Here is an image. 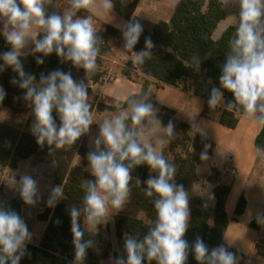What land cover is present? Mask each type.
<instances>
[{"label": "clouds", "instance_id": "clouds-1", "mask_svg": "<svg viewBox=\"0 0 264 264\" xmlns=\"http://www.w3.org/2000/svg\"><path fill=\"white\" fill-rule=\"evenodd\" d=\"M233 2L239 7L238 23L221 66L219 87L211 88L207 104L210 109H217L225 101L224 91L230 92L233 99L225 102L226 110L264 127V0ZM50 6L58 7L54 0H0V35L10 45L9 51L0 53V72L11 68L16 74L11 83L24 91L22 99L34 117L30 131L37 144H47L50 152L71 148L93 123L99 125L93 149L87 154V171L93 179H86L81 185L82 206L68 209L74 246L72 264H84L88 249L95 247L93 240L84 239L81 218L89 225L87 230L94 233L99 225L122 212L131 196V173L141 165L156 173L144 182V194L152 198L156 218L142 239L125 233L124 254L111 258V264H186L190 253L197 264H239V257L224 244L209 249L199 236L191 245L185 239L191 219L189 193L175 182L176 166L163 152L176 138L175 126L171 120L162 126L149 93L128 97L127 107H121L117 100L116 113L96 122L85 80H76L71 72L59 69L41 73L37 80L25 71L21 57L31 54L42 65L44 57L53 53L61 62L82 68L86 78L95 75L98 68L103 39L97 34L92 15L77 14L96 9L111 13L113 0H69L62 14H48ZM121 31L124 50L135 54L134 66L153 56L155 45L150 37L145 38L143 50L133 51L143 33L138 20L126 22ZM192 63L194 70L199 71V57L194 56ZM5 96L0 87V103ZM53 112L59 117V125ZM194 128L204 134L196 124ZM207 147L200 154L202 161L209 159ZM255 151L264 156V148L256 146ZM136 182L141 185L139 179ZM14 184L25 205L34 207L40 202L39 182L32 175H21ZM62 199V185L53 186L46 204L54 208ZM257 222L264 224V213L257 215ZM31 240L25 220L15 210L0 205V264H20Z\"/></svg>", "mask_w": 264, "mask_h": 264}, {"label": "trees", "instance_id": "trees-1", "mask_svg": "<svg viewBox=\"0 0 264 264\" xmlns=\"http://www.w3.org/2000/svg\"><path fill=\"white\" fill-rule=\"evenodd\" d=\"M62 1L54 0L58 7L50 6L48 14L52 12L62 14L63 9L59 7ZM139 2L140 0H113L114 10L120 16L128 21L138 20L143 26V33L133 51L139 52L144 49L146 37H150L155 45L152 49L153 56L146 59L142 65H137L141 72L148 77L143 79L142 93L147 92L151 82L149 78L172 86H178L181 81H186L195 96L208 100L211 88L219 87L221 66L225 62L226 53L229 51V41L234 36L238 23L226 28L218 39L214 37L219 24L228 16L223 0H180L175 6L169 22L159 21L156 23L135 16ZM77 15L83 17L92 15V13L81 10ZM97 34L103 39L100 45L101 55L97 59V65L100 66L102 58L112 51L109 42L110 36L118 37L120 31L108 24H102ZM0 44L3 46V52L10 50V45L2 35H0ZM194 56L201 60L199 71L194 70L192 63ZM21 59L25 71L35 75L37 80L41 73L46 75L57 69L71 72L76 80H85L88 85V102L92 105V113L116 110L115 106L98 103L96 98L91 97V84L98 83L104 76L99 67L95 75L86 78L82 68H76L70 62H61L55 53L44 57L42 65H38L35 56L31 54L21 57ZM123 74L130 79L137 80V77H134L129 70H124ZM15 76L16 74L11 68L1 72V87L5 90L6 96L0 103V109L3 107L12 108L16 99L22 98L24 95L23 90L11 83ZM224 99L219 123L226 128L236 129L240 123L241 114L228 111L224 107L225 102L233 99L230 92L224 91ZM149 100L159 110L158 118L164 126L170 120L173 122L176 115L174 111L156 104L150 98ZM123 107H127L126 103ZM53 116L59 125V117L55 112H53ZM180 131L181 136L171 142L170 150L163 152L165 158L176 166L175 182L178 185L182 184L186 190L199 181L198 166L204 162L200 159V154L205 151V146H208L207 154L210 158L214 154L215 144L202 134L195 132V128L188 124H181ZM181 144L184 145L183 150L176 152V148ZM255 144L264 148V127L257 136ZM78 147H80L81 154L87 159L86 143L81 139L77 140L71 148L65 146L63 149L50 152L47 144L43 147L38 145L35 137L21 129L20 126L11 122H0V172L7 168L16 169L22 161L41 160L47 157L57 165L53 174V185H62L65 195V199L60 200L54 208L46 206L44 214L39 216L41 220L48 221L46 232L39 246L30 242L27 244V254L21 259L20 264H72L74 261L71 218L68 209L72 206H82L84 192L81 185L84 180L93 179L81 167L73 166L75 150ZM211 171L212 175L209 180H217L220 177V172L214 166L211 167ZM131 175L132 180L129 185L131 196L123 211L115 214L114 217L118 247L117 251L113 252L114 258L124 254L123 238L125 233L142 239L156 218L152 198L146 197L144 194V182L150 175H156V173L151 172L147 165H141L136 167ZM137 179L140 180L141 185H137ZM229 194L230 187L219 184L213 190L214 204L207 197L194 201L190 212V226L185 234V239L191 245L199 236L209 249L224 244L229 251L239 257V264H260L259 259L264 261L263 245H257L254 259L248 263L244 254L224 242V233L229 224L225 209ZM0 205L10 207L23 218L24 202L8 196L6 184L1 177ZM246 208L247 201L242 196L236 208V215H243ZM80 225L85 233L84 239H91L95 244L97 241L95 233L85 230L83 218L80 220ZM252 226L260 227L257 222L252 223ZM110 254H112L111 245L106 250L104 257H108ZM104 257L94 248H90L87 251L84 264H101ZM152 264H155V261ZM186 264H197L193 254H189Z\"/></svg>", "mask_w": 264, "mask_h": 264}, {"label": "crops", "instance_id": "crops-1", "mask_svg": "<svg viewBox=\"0 0 264 264\" xmlns=\"http://www.w3.org/2000/svg\"><path fill=\"white\" fill-rule=\"evenodd\" d=\"M65 1L69 3V0ZM179 1L180 0H140L135 11V16L154 23L159 21L169 22L175 6ZM223 3L228 13L225 19L227 20L230 16L232 17V15L226 8L225 0H223ZM113 11L117 13L114 8ZM113 11L104 14L101 13L99 9H96L91 12L93 15V23L100 21L102 24L113 26L120 31L121 36L116 44H110L112 48L111 53L104 56L102 58V64L98 66L104 73V76L98 83L91 84V97L96 98L98 103H104L109 106H115L116 101L119 100L121 107H123L128 97L142 93L143 79L148 77L141 72L137 65L134 66L133 62L130 63L129 71L133 73L134 77H137V80L130 79L123 74V71L128 69H120L117 66L123 65L122 59L132 61L135 54H129L128 52L125 54V52H123L124 41L121 29L125 23L112 25V23L108 21L107 16L114 17ZM117 15L119 14L117 13ZM120 17L123 18L122 16ZM124 20L128 22V20ZM224 21L219 24L218 29ZM237 22L238 16H235L234 23L231 25H235ZM2 27L3 25L0 24V28ZM228 27L229 26L225 27V29ZM99 29H96V31ZM217 30L214 35L215 38ZM120 40H122V43ZM149 80L151 81L147 89L149 98L156 104L174 111L176 114L173 119L176 138L181 136V124H188L192 127L196 124L203 129V136L215 144L213 156L210 157L208 161H204L198 166L199 181L186 189L189 193L190 212L196 199L207 197L214 204V188L219 184L229 186L230 194L225 208L229 224L224 233V242L244 254L248 263L251 262L256 255L257 245L264 246V224L257 222V215L259 213H264V156H258L255 151V141L262 126H258L254 120L246 119L241 115L240 123L236 129L226 128L219 123V117L223 111L222 103L217 109H210L207 100L195 96L189 89L188 82L186 81H181L178 86H172L160 83L152 78H149ZM19 99L22 98H17L16 102ZM115 113L116 110L105 112L95 111L92 115L94 121L100 122L105 118L111 117ZM33 119L34 117L32 115L26 122V124H29L26 130L29 133H31L30 127ZM162 126L164 125L162 124ZM90 129L91 134L89 139H86V134L83 136V139H81L82 142L85 141L88 152L93 149L92 141L99 133V125L93 123ZM170 145L171 143L166 145L164 150L168 149L166 147H169L170 150ZM203 163H207L209 169L207 173L201 175L200 166ZM73 166L81 167L89 174L87 171L88 161L81 154L80 147L75 150ZM212 166L216 167L220 172V177L215 181L209 180L212 175ZM56 169L57 165L46 157L41 160L22 161L18 168H7L2 171L6 184V192L11 198L22 200L14 184V181L18 183L21 175L25 173L30 174L39 182L41 194L40 202L34 207L25 204L22 207L23 219L27 224L29 232L32 234L30 243L35 246L41 244L48 226V221L41 220L39 216L44 214L46 210V201L51 187L54 186L49 178L55 173ZM242 196H244L247 201V208L243 215L237 216L236 208ZM114 217L115 214L112 218L113 221ZM254 222H257L260 227H253L252 223ZM114 223L115 222H113V227L115 229ZM117 249L118 248H113L112 253L117 251ZM258 262L264 264L263 260L259 259Z\"/></svg>", "mask_w": 264, "mask_h": 264}, {"label": "rangeland", "instance_id": "rangeland-1", "mask_svg": "<svg viewBox=\"0 0 264 264\" xmlns=\"http://www.w3.org/2000/svg\"><path fill=\"white\" fill-rule=\"evenodd\" d=\"M68 4H69L68 1L63 0L62 3H60L59 7L64 10L67 8ZM225 5H226L227 10H229L230 14L232 15V17L230 16L219 27V29L217 30V34H216V39H218L222 35L223 31L225 30V27L230 26L232 23H234V17L239 15V7H238V5H236L233 2V0H225ZM113 14H114L113 15L114 17L107 16L108 21L110 23H112V25L119 24V23H126V21L123 18H121L119 15H117V13L114 12ZM93 24H94L95 29H99L102 27V23L100 21L94 22ZM120 37L121 36H118V37L110 36V38H109L110 44H113V45L116 44L117 40L120 39ZM120 41L122 43V40H120ZM122 50L126 54L127 51H125L124 48ZM0 53H3V46L1 44H0ZM122 60H123L122 64L125 66H123V65H117V66L120 69L124 68V69L129 70L130 63L132 61H130L128 59H122ZM114 71H115V69H114ZM114 71H113V73H114ZM0 87H1V75H0ZM31 116H32L31 108L28 107L27 103L23 99H19L17 102L15 101V104L12 108L3 107L0 109V122H11L13 124L20 126V128L25 130V131L29 127V124H26V122H27L28 118H30ZM90 132H91V129L86 134V139L87 138L89 139L90 134H91ZM83 136L80 139H83ZM166 148H168L167 150H169V147H166ZM183 148H184V145L181 144L180 146H178V148H176L175 151L181 152L183 150ZM208 169H209L208 164L203 163L200 166L201 175L203 173L204 174L207 173ZM0 177L3 181H5L3 172H0ZM49 179L53 184V175H51ZM113 216L109 219V221L106 224L99 225L97 227L96 231L94 228L92 229L93 231H95L94 233H95V236L97 239V241L95 242L94 249L102 257H104L106 250L108 249L109 245L112 246V250H113V248H118L117 247L116 233H115V229L113 227V222H114L112 220ZM114 225H115V223H114ZM88 227H89V225L85 224L84 228L87 232H89L87 230ZM111 258H113V253L110 254L108 257H104L101 264H111Z\"/></svg>", "mask_w": 264, "mask_h": 264}]
</instances>
